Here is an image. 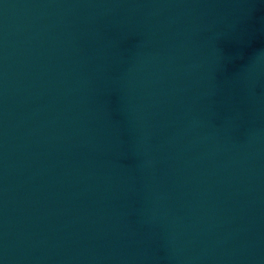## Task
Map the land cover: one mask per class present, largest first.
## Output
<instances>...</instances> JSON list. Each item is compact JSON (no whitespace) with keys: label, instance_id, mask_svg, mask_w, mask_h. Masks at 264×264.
Listing matches in <instances>:
<instances>
[{"label":"water","instance_id":"water-1","mask_svg":"<svg viewBox=\"0 0 264 264\" xmlns=\"http://www.w3.org/2000/svg\"><path fill=\"white\" fill-rule=\"evenodd\" d=\"M0 264H264V0H0Z\"/></svg>","mask_w":264,"mask_h":264}]
</instances>
